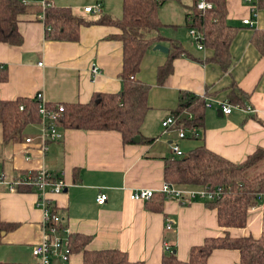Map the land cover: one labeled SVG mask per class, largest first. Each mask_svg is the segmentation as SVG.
Masks as SVG:
<instances>
[{"label": "crops", "instance_id": "1", "mask_svg": "<svg viewBox=\"0 0 264 264\" xmlns=\"http://www.w3.org/2000/svg\"><path fill=\"white\" fill-rule=\"evenodd\" d=\"M21 3V0H19ZM50 7L69 9L85 24L78 28V39L53 40L46 37L43 11L38 3L25 6L18 17L22 43L10 46L0 43V101L34 99L41 93L48 104L90 103L95 94H118L122 90V44L112 39L119 30L98 25L100 17L119 20L123 0H47ZM264 1V0H262ZM253 28L243 25L250 16L245 0H227L225 22L234 28L229 45L228 68L206 62L213 49L199 50L188 36L186 14L193 0H165L157 11L164 27L160 35L176 40L186 54L172 62V72L162 85L157 73L168 62L167 54L149 50L143 57L136 79L149 85L148 110L140 126L141 140L155 139L151 144H123L115 131H81L59 127L62 139L41 148L39 123L24 130L21 139L3 143L0 128V176L8 182L24 178L29 172L47 171L65 183L64 190L49 199L59 210L69 235L87 236L88 251L118 250L131 263L162 264L167 242L179 262H187L190 249L210 246L211 240L231 239L264 234V195L248 210L243 228H223L216 208L202 200L182 204L174 199L163 202H133L130 192L159 190L164 182L168 161L178 159L171 153L176 144L183 155L198 146L232 163H241L256 150H264V54L254 38L264 32V5L259 6ZM101 4L98 16L84 13V8ZM170 50L167 41L158 43ZM157 44V45H158ZM156 46V45H155ZM42 64L39 66L38 64ZM96 66L99 73L91 74ZM240 90L244 106L229 102V94ZM180 92L202 97L212 107L206 108L198 137L179 139L176 126L163 128L178 103ZM228 103L231 114L224 115L217 104ZM221 112V115L218 114ZM36 126L38 131H30ZM32 139L27 144L26 139ZM196 191L200 187H180ZM20 187L8 192L0 186V218L14 225L1 234L0 261L35 264L32 248L42 239L43 213L33 190ZM49 191V189L47 190ZM107 196L104 205L96 204L97 195ZM172 226L166 231V225ZM82 253H72L67 264H82ZM238 251H211L207 264H239Z\"/></svg>", "mask_w": 264, "mask_h": 264}, {"label": "trees", "instance_id": "2", "mask_svg": "<svg viewBox=\"0 0 264 264\" xmlns=\"http://www.w3.org/2000/svg\"><path fill=\"white\" fill-rule=\"evenodd\" d=\"M199 1L193 0L185 17L186 24L188 29H195L202 34L204 47L213 49V57L206 62L218 63L226 69L230 63L229 45L234 36V28L225 22L227 0H205L213 5L208 11L197 9ZM164 3L165 0H123L122 17L119 20L100 17L96 21L98 25L112 26L119 30V34L112 39L122 44V90L118 94H95L90 103L85 105H65L59 127L81 131H115L121 135L123 144H135L133 139L140 137V126L148 110L150 87L136 79L144 55L159 41L169 43L168 62L157 73V83L162 85L172 72V62L186 54L178 41L166 40L160 35L164 25L157 11ZM263 5L264 1L259 4ZM25 11V6L19 0H0V43L10 46L22 43L18 17ZM43 23L48 39L68 41H76L78 28L85 24L82 19L74 17L69 9L54 7L45 10ZM254 43L264 54V32L256 35ZM228 98L231 104L244 106L245 97L240 90H233ZM205 111L204 98L190 92H180L177 106L170 112V116L176 121L177 129L198 130L203 127ZM39 122L38 102L35 99L0 101V128L4 144L21 139L27 126ZM154 141L141 140L148 144ZM164 182L180 187L220 188L221 197L207 203L216 208L219 225L223 228H243L248 210L256 206L264 195V150H256L241 163H232L206 147L198 146L186 155L166 163ZM24 188L26 191L33 190L30 187ZM153 200L163 202L166 198L156 193L145 203ZM60 227L66 228L63 219ZM14 228V225L6 224L0 218V240L2 233ZM68 240L71 253H82V264H142L129 262L126 254L118 250H86L90 241L87 236L68 235ZM218 249L238 251L239 264H264V234L258 239H231L228 236L213 239L210 246L191 248L187 262H179L172 253L166 255L162 264H207L211 251ZM0 264L25 263L0 261Z\"/></svg>", "mask_w": 264, "mask_h": 264}, {"label": "built area", "instance_id": "3", "mask_svg": "<svg viewBox=\"0 0 264 264\" xmlns=\"http://www.w3.org/2000/svg\"><path fill=\"white\" fill-rule=\"evenodd\" d=\"M262 0H245L246 5L249 8L250 16L243 20V25L253 28L255 25V18L258 11V3ZM31 3H38L43 11L42 20L44 21V12L50 7L47 0H21V4L27 6ZM213 8V5L205 0H200L197 3V9L200 11H208ZM84 13L93 14L95 16L101 13V4H96L91 7L84 8ZM49 28L47 29V31ZM188 36L196 44L199 50L203 49V37L195 29H189ZM42 66V64H38ZM99 70L96 66L91 69V74L96 76ZM38 102V113L40 116L39 130L40 134L38 136L39 143L43 150H46V145L48 143L57 142L62 139V133L59 130V122L61 121L64 113L63 104H48L41 93L36 94L34 98ZM52 105V106H50ZM212 105L209 102L205 103V108H211ZM23 108L21 107L20 110ZM217 109H219L224 115L231 114L233 109H240L239 106L233 107L228 103L217 104ZM175 120L173 117L169 116L162 122L163 128H169L175 126ZM179 139H184L187 134L190 138H197L196 129H177ZM32 139H26V143L29 144ZM171 153L180 158L183 153L180 151L176 144L171 145ZM0 186L5 187L10 193L16 192L20 187H30L37 193L38 196V206L43 213L42 221V239L40 243L32 248V256L37 261L38 264H53L54 261L59 264H66L69 261V257L72 254L69 247L68 240V229L60 227L62 222V216L59 210L54 204L46 198L47 192L58 195L64 188L65 183L60 178H55L51 173L47 171L40 172H29L24 178L14 180L13 182H8L5 177L0 176ZM49 189V191H47ZM156 193L163 194L166 199H174L182 204H187L195 200L202 201H214L216 198L221 197L222 191L220 188L215 190L209 189L207 187H202L196 191H182L175 188L174 185L163 182L161 188L157 191L141 189L138 191L130 192L129 199L133 202H146L150 200ZM107 196L100 192L96 197V204L102 206L105 204ZM172 226L170 224L166 225V231H171ZM163 249L166 254H172V248L167 242L163 243Z\"/></svg>", "mask_w": 264, "mask_h": 264}, {"label": "water", "instance_id": "4", "mask_svg": "<svg viewBox=\"0 0 264 264\" xmlns=\"http://www.w3.org/2000/svg\"><path fill=\"white\" fill-rule=\"evenodd\" d=\"M153 51H158V52L163 53V54H168L169 49L166 48V47H164V46H161V45L158 44V45L154 46ZM218 114L221 115V112L218 111ZM185 117H186V115L183 116V118H185ZM133 142H134L135 144L139 143V142H140V137L138 136V137L134 138V139H133ZM184 159H185V158H184ZM173 254H175V252H173ZM53 264H59V263L56 262V261H54Z\"/></svg>", "mask_w": 264, "mask_h": 264}, {"label": "rangeland", "instance_id": "5", "mask_svg": "<svg viewBox=\"0 0 264 264\" xmlns=\"http://www.w3.org/2000/svg\"><path fill=\"white\" fill-rule=\"evenodd\" d=\"M30 131H38V128L36 126L34 127H29L28 128ZM251 175H254V173H251Z\"/></svg>", "mask_w": 264, "mask_h": 264}]
</instances>
